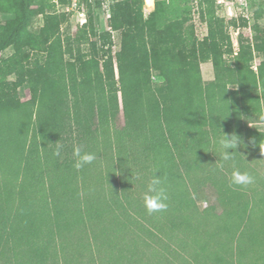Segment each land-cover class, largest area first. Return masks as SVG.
Returning <instances> with one entry per match:
<instances>
[{
  "label": "trees",
  "instance_id": "obj_1",
  "mask_svg": "<svg viewBox=\"0 0 264 264\" xmlns=\"http://www.w3.org/2000/svg\"><path fill=\"white\" fill-rule=\"evenodd\" d=\"M56 1L0 0V256L10 251L14 264H175L169 255L180 264H264V178L251 197L228 194L231 208L218 213L199 211L183 172L212 155L225 177L252 173L245 155L264 158V0H247L252 22L197 0L202 37L193 0H155L147 13L144 0H83L86 21L75 30L72 0ZM104 2L102 29L95 7ZM205 62L213 79L203 77ZM225 135L239 139L228 158ZM76 148L95 160L77 169ZM154 179L166 207L149 212ZM165 238L181 249L168 250ZM152 242L162 249L152 252Z\"/></svg>",
  "mask_w": 264,
  "mask_h": 264
},
{
  "label": "rangeland",
  "instance_id": "obj_2",
  "mask_svg": "<svg viewBox=\"0 0 264 264\" xmlns=\"http://www.w3.org/2000/svg\"><path fill=\"white\" fill-rule=\"evenodd\" d=\"M56 2H57V5H59V0H57ZM105 2L101 6L96 5L95 7V12L99 15L100 27L102 29L108 28V17H109V11H108V6H107L108 2L107 3ZM193 2H194V6H193L192 15L194 18V22L196 24L197 33L200 37H202L207 31V25L205 22H202L199 18L198 9L196 7L198 3L197 0H193ZM227 3L231 4L232 6L231 9L227 7L226 4H224V6H222L219 10L220 14L225 15L226 17H230L231 13L235 14L236 16L246 15L250 17V20L252 22L253 11L250 6L248 7V10H246L244 8V5L238 0H232ZM83 7H84V10L86 11L85 2H83ZM154 7H155V0L152 6H149L146 0H144L145 13L153 10ZM67 11L71 12L70 22L72 25V29L75 30L79 24L83 23L84 18L86 17V14H80V12H78V9H72L71 5L67 6ZM1 17L2 16L0 15V19ZM39 21L40 19L37 20L38 23ZM262 21H264V19H262ZM244 31L247 34H251L250 28L244 29ZM231 34L235 41L237 37V30H233V28L231 27ZM12 51L13 49L9 48L4 52V54L8 55ZM202 73H203L204 79L206 80L210 79L213 75V66L210 63H202ZM20 95L22 99H27L30 96L29 91L24 88H20ZM245 156L247 157V163H250V165L253 168L252 173H249L248 170H243V169H239L238 171L241 174H247L248 176L251 177V182L247 184L234 183L231 179V177H233V174L231 173H228L227 175L225 174L227 177L223 176L224 171L222 172V170L219 169L220 167L217 165L216 158L212 155H210L209 158H205L204 163L198 167H195L191 172H187L186 170H183L186 181L188 182L192 190V193L196 199L197 207L199 211L204 210L210 205H214L216 208L215 210L218 213H220L224 210L230 209L232 206L233 202L231 201L229 202V200H227L228 194L232 192H240L242 193V197L247 198V197H251L253 188L257 190L263 188V185L261 184L262 182L261 180L262 178H264V158H262L259 154H256L250 157H248L247 155ZM253 172H254V175H250V174H253ZM222 176L224 180L222 179L219 180V178H221ZM3 195H4V192H2V195H1L2 198H3ZM2 202H0V204ZM3 204H4L3 206L7 205L5 203ZM16 205H17L16 200L15 202L9 204V206H11L12 208L11 216L12 218H14L13 219L14 221L16 219V215L14 212ZM9 212L10 211L8 210L7 213L9 214ZM1 228L2 227H0V229ZM90 236H93L92 232H90ZM72 240L75 243H77L78 238H74ZM164 240L167 241V244L165 243L163 244L168 245V250L169 249L171 250L181 249L175 239L171 240V239L165 238ZM152 246L153 247L151 248V251L154 249V247L155 248L158 247V249L160 250L162 249V247L159 244L157 245V243H154V242H152ZM59 251L60 253H62L61 250ZM149 251H147V257H148ZM151 251L150 253L153 252ZM6 253L7 254H5L4 256H0V264H14L13 261L15 260V258H13L14 260H12L11 258L12 253L10 251H6ZM181 253H183V255H185L187 258L192 260L191 259L192 257L188 251L182 250ZM149 256H152V255H149ZM167 257L171 259L174 258L175 264H180V261L176 259L174 256L169 255ZM60 260H62L61 257H60ZM124 264H126V262Z\"/></svg>",
  "mask_w": 264,
  "mask_h": 264
},
{
  "label": "clouds",
  "instance_id": "obj_3",
  "mask_svg": "<svg viewBox=\"0 0 264 264\" xmlns=\"http://www.w3.org/2000/svg\"><path fill=\"white\" fill-rule=\"evenodd\" d=\"M239 139L233 136L229 139L226 135L221 141V146L225 149L224 156L228 158L233 152H229V149L235 150L238 147ZM255 143V141H253ZM259 147L264 152V141H260ZM59 154V153H57ZM74 155L78 158L75 167L77 169L83 168L85 165L91 164L95 160V155L81 151L80 148H76ZM233 182L236 184H247L251 182V177L247 174H241L239 171L233 173ZM159 179H154L148 187V192L144 195L145 205L149 212H155L163 210L166 207L164 201L167 199L163 188L158 187L160 185ZM148 193H151L149 195Z\"/></svg>",
  "mask_w": 264,
  "mask_h": 264
},
{
  "label": "built area",
  "instance_id": "obj_4",
  "mask_svg": "<svg viewBox=\"0 0 264 264\" xmlns=\"http://www.w3.org/2000/svg\"><path fill=\"white\" fill-rule=\"evenodd\" d=\"M238 1H240L244 6H247L248 4L247 0H238ZM217 2L222 5L226 4L227 7H229L230 9L232 7L230 3H227V2H230V0H217ZM71 7L72 9H78V12H80V14H86V11L84 10V7H83V0H72ZM232 14L233 13H231V15ZM85 21H86V17L84 18L83 22Z\"/></svg>",
  "mask_w": 264,
  "mask_h": 264
},
{
  "label": "bare ground",
  "instance_id": "obj_5",
  "mask_svg": "<svg viewBox=\"0 0 264 264\" xmlns=\"http://www.w3.org/2000/svg\"><path fill=\"white\" fill-rule=\"evenodd\" d=\"M146 2H147V4H148L149 6H152L153 3H154V0H146Z\"/></svg>",
  "mask_w": 264,
  "mask_h": 264
},
{
  "label": "crops",
  "instance_id": "obj_6",
  "mask_svg": "<svg viewBox=\"0 0 264 264\" xmlns=\"http://www.w3.org/2000/svg\"><path fill=\"white\" fill-rule=\"evenodd\" d=\"M205 63H210L211 64V62H205ZM213 77H214V73H213V75H212V77L210 79H213ZM210 79H207V80H210Z\"/></svg>",
  "mask_w": 264,
  "mask_h": 264
}]
</instances>
